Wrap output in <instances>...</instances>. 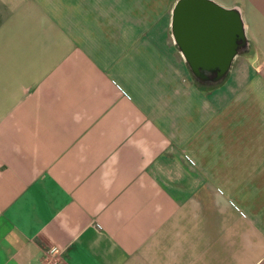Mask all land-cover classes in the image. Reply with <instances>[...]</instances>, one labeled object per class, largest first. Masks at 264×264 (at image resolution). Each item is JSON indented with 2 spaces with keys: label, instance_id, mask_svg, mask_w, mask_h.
Listing matches in <instances>:
<instances>
[{
  "label": "crops",
  "instance_id": "1",
  "mask_svg": "<svg viewBox=\"0 0 264 264\" xmlns=\"http://www.w3.org/2000/svg\"><path fill=\"white\" fill-rule=\"evenodd\" d=\"M175 1L0 0V264H264V0L208 87Z\"/></svg>",
  "mask_w": 264,
  "mask_h": 264
},
{
  "label": "water",
  "instance_id": "2",
  "mask_svg": "<svg viewBox=\"0 0 264 264\" xmlns=\"http://www.w3.org/2000/svg\"><path fill=\"white\" fill-rule=\"evenodd\" d=\"M170 33L194 80L206 85L219 83L247 48L239 10L213 0H176Z\"/></svg>",
  "mask_w": 264,
  "mask_h": 264
},
{
  "label": "built area",
  "instance_id": "3",
  "mask_svg": "<svg viewBox=\"0 0 264 264\" xmlns=\"http://www.w3.org/2000/svg\"><path fill=\"white\" fill-rule=\"evenodd\" d=\"M190 163H192L191 160H189ZM59 248L57 247H50L48 250V253L51 256V259L45 261L43 264H64L63 261L59 258Z\"/></svg>",
  "mask_w": 264,
  "mask_h": 264
},
{
  "label": "rangeland",
  "instance_id": "4",
  "mask_svg": "<svg viewBox=\"0 0 264 264\" xmlns=\"http://www.w3.org/2000/svg\"><path fill=\"white\" fill-rule=\"evenodd\" d=\"M190 77H191V75H190ZM191 79H192V81H193L195 84H197V85L200 86V83H198L196 80H194L193 77H191ZM201 85H204V84H201ZM204 87H208V85H205Z\"/></svg>",
  "mask_w": 264,
  "mask_h": 264
},
{
  "label": "trees",
  "instance_id": "5",
  "mask_svg": "<svg viewBox=\"0 0 264 264\" xmlns=\"http://www.w3.org/2000/svg\"><path fill=\"white\" fill-rule=\"evenodd\" d=\"M199 83V82H198ZM202 83H200V86H205L206 84H204V85H201ZM208 86H211V85H208Z\"/></svg>",
  "mask_w": 264,
  "mask_h": 264
},
{
  "label": "flooded vegetation",
  "instance_id": "6",
  "mask_svg": "<svg viewBox=\"0 0 264 264\" xmlns=\"http://www.w3.org/2000/svg\"><path fill=\"white\" fill-rule=\"evenodd\" d=\"M209 74H212L211 72Z\"/></svg>",
  "mask_w": 264,
  "mask_h": 264
}]
</instances>
